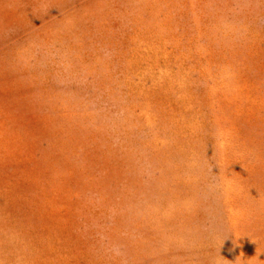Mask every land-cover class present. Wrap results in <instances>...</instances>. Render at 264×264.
I'll return each instance as SVG.
<instances>
[{
    "label": "rangeland",
    "instance_id": "374dc122",
    "mask_svg": "<svg viewBox=\"0 0 264 264\" xmlns=\"http://www.w3.org/2000/svg\"><path fill=\"white\" fill-rule=\"evenodd\" d=\"M0 264H264V0H0Z\"/></svg>",
    "mask_w": 264,
    "mask_h": 264
}]
</instances>
